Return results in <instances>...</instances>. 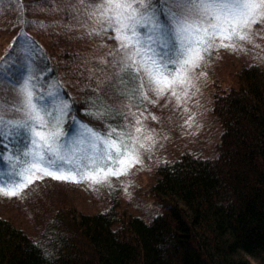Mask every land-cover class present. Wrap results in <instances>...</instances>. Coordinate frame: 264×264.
I'll return each mask as SVG.
<instances>
[{"label": "trees", "instance_id": "obj_1", "mask_svg": "<svg viewBox=\"0 0 264 264\" xmlns=\"http://www.w3.org/2000/svg\"><path fill=\"white\" fill-rule=\"evenodd\" d=\"M50 1L12 0L8 5L18 6L22 21L37 23L29 14ZM96 2L81 0L89 6ZM160 11L161 21L168 24L162 7ZM35 23H24L15 34L0 58V67L6 58L12 62L24 49L35 52L29 55L36 68L33 83L41 88L53 83L68 102V131L80 121L101 136L112 129L121 134L124 115L116 102L139 100L138 95L121 94L139 81L120 72L119 45L114 44L110 55L106 54L105 63L97 62L98 70L106 72L98 80L69 69L74 61L62 67L31 33ZM175 46L172 41L169 51ZM154 47L165 54L161 44ZM63 58L68 64L70 52L65 50ZM26 67L16 71L18 78ZM1 75L4 73L0 72L1 83L11 84L13 76L5 79ZM212 106L222 127L216 155L201 157L185 151L177 159L161 163L151 187L160 212L149 221L140 216L121 217L113 208L97 214L59 211L35 240L0 217V264H264V67L256 62L238 67L235 83L214 92ZM96 112L103 113V118L89 115ZM11 116L6 114L8 119H16ZM0 143L9 149L0 156V167L5 168L8 161L4 157L13 144Z\"/></svg>", "mask_w": 264, "mask_h": 264}, {"label": "rangeland", "instance_id": "obj_2", "mask_svg": "<svg viewBox=\"0 0 264 264\" xmlns=\"http://www.w3.org/2000/svg\"><path fill=\"white\" fill-rule=\"evenodd\" d=\"M10 1L12 0H0V11L3 10L0 14V58L24 24L18 6H9ZM88 7L90 6L82 4L81 0H51L48 5H38L29 14L38 23H35L37 25L33 26L31 33L45 44L62 67H67L74 61L69 69L83 71L98 79L102 73H106L98 70V63H105L106 54L109 56L114 44L119 43L114 38L115 33L107 36L104 34L106 31H102L98 18L90 15L94 9ZM171 43L172 40L169 39L167 51ZM225 43L234 45V49L216 47L215 44H219L217 40L209 52L203 53L199 66L188 72V82L176 88V96L170 90L157 95L150 90L147 77H143L146 100L140 97L139 100L123 98L116 102L124 115V130L120 135L125 137L126 142L135 145L139 162L126 167L119 176L109 175L106 182L99 184L87 179L74 183L37 174L33 177L34 182L18 195L6 196L0 193V217L8 219L35 240L42 236L59 211L97 214L113 208L125 218L140 216L147 221L153 218L160 212L151 193L158 166L177 159L185 151L201 157L216 155L222 127L212 112L213 93L235 83V71L238 67L252 62L264 67V17L251 26L249 39H234ZM65 50L71 56L68 64L63 58ZM122 55L121 53L120 58ZM5 62L12 63L6 58L2 67L7 66ZM22 70L13 69V79L18 80L16 71ZM49 92L58 94L57 103L67 104L68 112V102L58 93L53 83L44 88L36 87L34 95L41 97V104L51 106ZM15 100L12 85L6 81L0 82V102L10 104ZM67 112L62 124V131L66 134L63 140L72 142L81 138L84 131L81 125L85 124L75 121L68 131L65 128ZM6 114L16 119L22 116L11 109ZM137 128L141 131L136 132ZM127 133H131L135 139H128ZM118 167L117 165L112 170L116 171ZM8 168L9 164L5 168L0 167V173H5ZM4 179L6 177L0 175V181Z\"/></svg>", "mask_w": 264, "mask_h": 264}, {"label": "snow or ice", "instance_id": "obj_3", "mask_svg": "<svg viewBox=\"0 0 264 264\" xmlns=\"http://www.w3.org/2000/svg\"><path fill=\"white\" fill-rule=\"evenodd\" d=\"M90 7L94 9L90 15L98 18L102 31L116 34L118 51L123 54L119 61L120 72L139 81L136 87L121 94L138 95L142 100L147 99L143 77H147L150 90L157 95L170 90L176 96V88L188 82V72L199 66L203 53L209 52L217 40L216 47L234 49V45L225 41L249 39L251 26L264 17V0H98ZM161 7L168 24L161 21ZM22 22L35 23L26 19ZM169 39L175 41L176 46L167 51ZM157 43L165 47L164 55L154 47ZM35 54L24 49L11 64L5 62L7 66L0 67V72L8 79L13 69L27 66L26 74L22 73L18 80H9L16 100L10 104L0 102V141L13 144L10 154L4 157L9 168L0 173L6 177L0 181V193L18 195L34 182L37 174L74 183H80L81 179L104 183L109 175L119 176L126 167L139 162L135 145L126 142L115 129L101 136L87 125H81L84 131L80 139L63 140L66 134L62 124L68 105L57 103V93H48L52 98L51 106L41 104V97L34 95L36 68L29 62V55ZM9 109L23 118L7 119ZM89 115L103 118L100 112ZM114 134L116 139L112 138ZM126 136L135 139L131 133ZM0 148L3 149L0 156L9 151L7 144L0 143ZM117 165L118 169L113 171Z\"/></svg>", "mask_w": 264, "mask_h": 264}]
</instances>
